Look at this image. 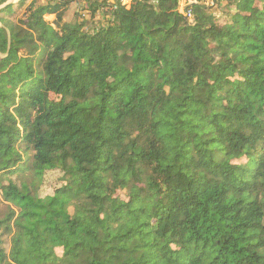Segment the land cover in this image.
Listing matches in <instances>:
<instances>
[{
    "label": "trees",
    "instance_id": "trees-1",
    "mask_svg": "<svg viewBox=\"0 0 264 264\" xmlns=\"http://www.w3.org/2000/svg\"><path fill=\"white\" fill-rule=\"evenodd\" d=\"M75 1L0 9V264H264V0Z\"/></svg>",
    "mask_w": 264,
    "mask_h": 264
},
{
    "label": "rangeland",
    "instance_id": "rangeland-1",
    "mask_svg": "<svg viewBox=\"0 0 264 264\" xmlns=\"http://www.w3.org/2000/svg\"><path fill=\"white\" fill-rule=\"evenodd\" d=\"M80 4L81 3H78L77 1L71 3L69 5L68 9L63 14V21L69 22L75 18V15H77V16H78V14L83 15ZM225 4H226L225 1H223L220 6L223 7V6H225ZM99 16H100L99 14L95 13L94 19L97 20V18H99ZM85 18H88V17H85ZM45 19L52 20V19H54V17L53 16H46ZM89 22L92 23V20L90 19ZM58 177H59V173H57L55 171H48L45 174L43 185L40 188L42 195L52 194L54 188L57 186Z\"/></svg>",
    "mask_w": 264,
    "mask_h": 264
},
{
    "label": "built area",
    "instance_id": "built-area-1",
    "mask_svg": "<svg viewBox=\"0 0 264 264\" xmlns=\"http://www.w3.org/2000/svg\"><path fill=\"white\" fill-rule=\"evenodd\" d=\"M89 1H94V0H85L83 1L80 5H81V9H82V13H83V17H89L90 16V11L87 8V4ZM122 3L128 5L130 3L131 0H120ZM191 2H194L195 0H190ZM186 17L190 18V14L187 12L185 13Z\"/></svg>",
    "mask_w": 264,
    "mask_h": 264
},
{
    "label": "water",
    "instance_id": "water-1",
    "mask_svg": "<svg viewBox=\"0 0 264 264\" xmlns=\"http://www.w3.org/2000/svg\"><path fill=\"white\" fill-rule=\"evenodd\" d=\"M17 0H9V1H7L6 3H4V4H2L1 6H0V9L2 8V7H4V6H6L7 4H9V3H11V2H16ZM7 32V35H8V38H9V32L8 31H6Z\"/></svg>",
    "mask_w": 264,
    "mask_h": 264
}]
</instances>
